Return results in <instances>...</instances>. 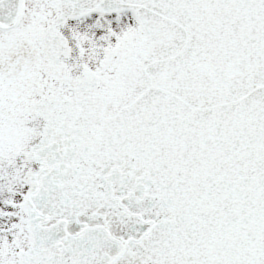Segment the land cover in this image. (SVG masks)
<instances>
[{
    "label": "snow or ice",
    "instance_id": "snow-or-ice-1",
    "mask_svg": "<svg viewBox=\"0 0 264 264\" xmlns=\"http://www.w3.org/2000/svg\"><path fill=\"white\" fill-rule=\"evenodd\" d=\"M0 264H264V0H0Z\"/></svg>",
    "mask_w": 264,
    "mask_h": 264
}]
</instances>
